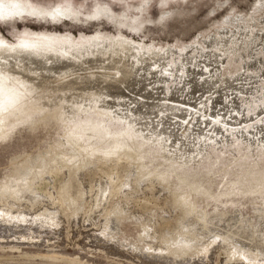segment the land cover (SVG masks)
I'll use <instances>...</instances> for the list:
<instances>
[{
    "label": "rangeland",
    "instance_id": "374dc122",
    "mask_svg": "<svg viewBox=\"0 0 264 264\" xmlns=\"http://www.w3.org/2000/svg\"><path fill=\"white\" fill-rule=\"evenodd\" d=\"M250 35L264 38V0H0V44L42 47L13 82L0 74V264H264L210 217L238 214L264 237V47Z\"/></svg>",
    "mask_w": 264,
    "mask_h": 264
},
{
    "label": "bare ground",
    "instance_id": "6f19581e",
    "mask_svg": "<svg viewBox=\"0 0 264 264\" xmlns=\"http://www.w3.org/2000/svg\"><path fill=\"white\" fill-rule=\"evenodd\" d=\"M15 6H16V8L19 7L18 4L15 5ZM21 9H23V7L19 8V10H21ZM24 9H25V12H26L27 9H26L25 7H24ZM58 12H59V14H60V11H58ZM11 13H12V12H11ZM28 13H29V12H28ZM30 13H32V12H30ZM48 16H49V15H48ZM58 16H59V15H58ZM62 16H63V15H62ZM62 16H61V17H62ZM236 33H237V32H236ZM242 34H243V33H242ZM242 34H240V35H242ZM252 34H253V33H252ZM238 36H239V35H238ZM253 36H254V35H253ZM257 36H258V35H257ZM232 37H233V35H232ZM240 37H242V36H239L238 38L240 39ZM244 37H248V36L245 35ZM251 37H252V36L250 35L249 39L247 40L248 42H246V43H251L252 47H254L253 45H258V46H263V47H264V41H263L264 38L262 39L263 34H262V37H261V35H260V38H259V39L255 38L256 36L253 37V38H251ZM230 38H231V36H230ZM234 38H235V36H234ZM105 39H106V38H105ZM244 39H246V38H244ZM218 40H219V39H218ZM220 40H221V39H220ZM220 40H219L218 42H220ZM227 40H228V39H227ZM258 40H260L261 42L257 43L256 41H258ZM225 41H226V40H225ZM233 41H234V40H232V42H233ZM236 41H237V40H236ZM236 41H234V43H236ZM238 41H239V43H242V42L245 41V40L240 39V40H238ZM238 41H237V43H238ZM240 41H241V42H240ZM2 42H4V41H2ZM2 42L0 41V43H2ZM101 43H102V42H100V41L92 42V40H90V42H89L88 44H90L89 46H92V47L94 46V47H95V46H97V45H99V44H101ZM111 43H112V44L116 43V44L119 45L120 48H122V49H123V45H124V47H126L125 49H127V48H132V49H134V51L136 50V52H137V50H139V49H138V45H137L136 43H134V42H132V41H129V40H126V39H124L123 37H121V38L119 37V39H114V40L111 41ZM220 43H221V42H220ZM224 43H225V42H224ZM224 43L222 42V44H224ZM234 43H233V45H235ZM21 44H26V43H25V42H22ZM21 44H20V45H21ZM105 44H106V43H104V45H105ZM239 45H241V44H239ZM243 45H244V44H243ZM248 45H249V44H248ZM35 46H38V45H35ZM105 46H106V45H105ZM105 46H104V49H106L107 47L110 48L109 44H108V46H107L106 48H105ZM235 46H236V45H235ZM38 47H39V48H37L36 50H29V49H27L26 47H20L19 45H15V44H14L13 47H12V46L9 47V46H5V45H1V44H0V74H10V76L12 77L11 80H12V82H13V80L16 79V77H17L16 75H17V74H18V75H21L20 73H22V72H20V73H16V72H17L16 67H15L16 72H15L14 70H13V71H14V72H13V71H12V68H13L14 66L19 67L20 64H21L22 62H24V61H28L29 63H33V62H34V64H35V60L37 59V60L39 61L38 58H41V57H42V55H41V53H40L42 47H40V46H38ZM114 47H115V46H114ZM114 47L111 46V50H112V48H114ZM141 47H142V46H141ZM237 47H238V44H237ZM252 47H251V48H252ZM263 47H262V48H263ZM43 48H44V47H43ZM90 48H91V47H90ZM96 48H98V47H96ZM99 48H101V47H99ZM99 48H98V49H99ZM117 48H118V46H117ZM66 49H67V48H66ZM98 49H97V50H98ZM102 49H103V47H102ZM104 49H103V50H104ZM103 50H102V51H103ZM120 50H121V49H120ZM120 50H119V51H120ZM107 51H108V49H107ZM107 51H106V52H107ZM112 51H113V50H112ZM112 51H111V52H112ZM117 51H118V50H117ZM117 51H116V52H117ZM122 51H126V50H122ZM127 51H128V50H127ZM130 51H133V50L130 49ZM130 51H129V52H130ZM150 51H151V50H150ZM71 52H72V51H71ZM100 52H101V49H100ZM129 52H125V53H129ZM251 52H252V51H251ZM55 53H59V52H58V51H55ZM97 53H98V52H97ZM97 53H95V54H97ZM113 53H114V52H113ZM118 53H119V52H118ZM121 53H122V52H121ZM125 53L123 52V55H124V56H126ZM130 53H131V52H130ZM133 53H134V55H137L135 52H133ZM140 53H141V52L139 51L138 54H140ZM195 53H196V52H195ZM249 53H250V52H249ZM254 53H255V52H254ZM71 54H72V53H71ZM93 54H94V53H93ZM93 54H92L91 56H93ZM110 54H112V53H110ZM115 54H117V53H115ZM143 54H144V53H143ZM163 54H164V53H163ZM73 55H75L74 52H73ZM98 55H99V54H98ZM108 55H109V54H108ZM117 55H118V54H117ZM120 55H121V54H120ZM141 55H142V53H141ZM141 55H140V56H141ZM253 55H254V54H253ZM95 56H96V55H95ZM111 56L113 57V55H110V57H111ZM115 56H116V55H115ZM115 56H114V57H115ZM138 56H139V55H138ZM140 56H139V57H140ZM142 56H144V55H142ZM148 56H149V55H148ZM156 56H157V55H156ZM156 56H155V57H156ZM107 57H108V56H107ZM121 57H122V56H121ZM121 57H119V58H121ZM126 57H127V56H126ZM150 57H151V55H150ZM251 57H252V55H251ZM57 58H58V57H57ZM93 58H94V57H93ZM95 58H96V57H95ZM119 58H116V59L118 60ZM122 58H124V57H122ZM142 58H143V57H142ZM147 58H148V57H147ZM43 59H44V58H43ZM52 59H53V58H52ZM98 59H100V58H98ZM110 59H111V58H110ZM113 59H114V58H113ZM125 59H126V58H125ZM128 59H129V58H128ZM149 59H150V58H149ZM158 59H159V58H158ZM41 60H42V59H41ZM61 60H63V59H61ZM61 60H57V61H55V62L59 63V61H61ZM64 60H65V59H64ZM64 60H63V61H64ZM66 60H67V58H66ZM90 60H91V59H90ZM93 60H94V59H93ZM93 60H92V62H93ZM100 60H101V59H100ZM103 60H104V59H103ZM139 60L141 61V57H140ZM143 60H144V58H143ZM185 60H186V59H185ZM69 61H70V59H69ZM72 61H73V60H72ZM94 61H95V60H94ZM111 61H112V59H111L110 61H108V62H111ZM121 61H122V59L120 60V62H121ZM132 61H133V60H131V62H132ZM134 61H135V60H134ZM140 61H139V62H140ZM152 61H153V59H152ZM67 62H68V61H67ZM67 62H66V63H67ZM87 62H89L88 59H87ZM87 62H86V63H87ZM99 62H100V61H99ZM102 62L104 63L105 61H102ZM108 62H106V63H108ZM112 62H113V61H112ZM112 62H111V63H112ZM114 62H117V61L115 60ZM114 62H113V64H116V63H114ZM118 62H119V61H118ZM123 62H124V61H123ZM126 62H127V61H125L124 63H126ZM136 62H137V60H136ZM136 62H135V64H136ZM254 62H255V61H254ZM25 63H26V62H25ZM36 63H37V62H36ZM38 63H39V62H38ZM66 63H64V64H66ZM72 63H73V62H72ZM89 63H91V62H89ZM96 63H97V62H96ZM121 63H122V62H121ZM129 63H130V62H129ZM186 63H187V62H186ZM206 63H207V62H206ZM87 64H88V63H87ZM210 64H211V63H210ZM218 64H219V63H218ZM252 64H253V63H251V65H252ZM21 65H22V64H21ZM25 65L30 67L31 64H30V65H27V63H26ZM25 65H24V66H25ZM56 65H57V67L59 68V66H60V65H63V63L61 64V62H60V65H59V66H58V64H56ZM70 65H71V64H69V67H70ZM73 65H74V64H73ZM99 65L101 66L102 64L99 63ZM103 65H104V64H103ZM105 65H107V64H105ZM121 65H122V64H121ZM130 65H131V64H130ZM145 65H146V64H145ZM178 65H179V64H178ZM184 65H185V64H184ZM255 65H256V63H255ZM32 66H33V64H32ZM36 66H37V65H36ZM39 66H40V65H39ZM63 66H65V65H63ZM63 66H62V67H63ZM89 66H91V65H88L87 68H88ZM109 66H110V65H109ZM116 66H119V64H117ZM123 66H124V65H123ZM128 66H129V65H128ZM133 66H134V65H133ZM135 66H136V65H135ZM138 66H139V65H138ZM140 66H141V65H140ZM143 66H144V65H143ZM143 66H141V67H143ZM185 66H186V65H185ZM214 66H215V65H214ZM22 67H23V66H22ZM22 67H21V68H22ZM73 67H74V66H73ZM73 67H72V68H73ZM76 67H77V66H76ZM94 67H96V65H95V66L93 65V68H94ZM106 67H107V66H106ZM106 67H105V68H106ZM120 67H122V66H120ZM129 67H130V66H129ZM129 67H128V68H129ZM145 67H146V66H145ZM145 67H143V68H145ZM253 67H254V66H253ZM31 68H32V67H31ZM41 68H42V67H41ZM55 68H56V67H55ZM65 68H66V67H65ZM81 68H82V67H81ZM81 68H80V69H81ZM99 68H100V67H99ZM111 68H112V66H111ZM124 68H125V67H124ZM143 68H141V69H143ZM147 68H148V67H147ZM176 68H177V67H176ZM255 68H256V67H255ZM19 69H20V68H19ZM23 69H24V68H23ZM26 69H29V68L26 67ZM35 69H36V68H35ZM37 69H39V68H37ZM61 69H62V68H60V70H61ZM74 69H75V68H74ZM84 69H86V68H82V70H84ZM103 69H104V66H103ZM106 69H107V68H106ZM119 69H120V68H119ZM119 69H118V70L114 69L115 72H116V73H115V72H114V73L118 75V76H116V77H118L117 79L114 78V77L111 78V75H109L110 77L108 76V78L114 79V80H113L114 85H115V82H114L115 79L117 80L118 84H120L121 82H122V83L124 82L123 80H127V81H128V80L131 78V74H132L131 72H126V71H125L126 69H124V71H120L121 69H120V70H119ZM130 69H133V70H134L135 68H134V67H131ZM130 69H129V70H130ZM209 69H210V68H209ZM24 70H25V69H24ZM29 70H30V69H29ZM39 70H40V69H39ZM63 70H64V69H63ZM70 70H71V67H70ZM104 70H105V69H104ZM107 70H110V69H107ZM114 70H113V71H114ZM136 70H137V68H136ZM138 70H139V69H138ZM150 70H151V69H150ZM163 70H166V69H163ZM206 70H207V69H206ZM18 71H19V70H18ZM34 71H35V70H34ZM65 71H66V69H65ZM65 71H63V72L65 73ZM67 71H68V70H67ZM113 71H112V72H113ZM130 71H131V70H130ZM139 71L141 72V70H139ZM148 71H149V68H148ZM28 72H29V71H28ZM55 72H56V71H55ZM58 72H60V71H58ZM70 72H71V71H70ZM70 72H69V73H70ZM106 72H108V71H106ZM109 72H110V71H109ZM134 72H135V70H134ZM134 72H133V73H134ZM143 72H144V70H143ZM143 72H142V73H143ZM146 72H147V70H146ZM146 72H144V74H145ZM149 72H150V71H149ZM159 72H160V71H159ZM166 72H167V71H166ZM172 72H173V71H172ZM30 73L32 74L33 72H29L27 75H29ZM49 73H50V72H49ZM61 73H62V71H61ZM97 73H99V72H97ZM114 73H113V74H114ZM142 73H141V74H142ZM156 73H157V72H156ZM56 74H58V73H56ZM56 74H55V75H56ZM59 74H60V73H59ZM62 74H63V73H62ZM67 74H68V72H67ZM87 74H88V73H87ZM87 74H86V76H88ZM89 74H90V73H89ZM92 74H93V73H92ZM104 74H105V73H104ZM104 74H103V75H104ZM108 74H109V73H108ZM111 74H112V73H111ZM137 74H140V73L138 72ZM137 74H136V75H137ZM159 74H161V73H159ZM188 74H189V73H188ZM263 74H264V73H263ZM25 75H26V74H25ZM35 75H36V74H35ZM35 75H34V77H35ZM53 75H54V74H53ZM95 75H96V74H95ZM119 75H120V76H119ZM132 75H133V74H132ZM136 75H135V76L133 75L134 78L136 77ZM142 75H143V74H142ZM161 75H163V74H161ZM186 75H187V74H186ZM22 76H23V74H22ZM32 76H33V74H32ZM32 76L30 77V80H31ZM36 76H38V74H37ZM65 76H66V75H65ZM75 76H76V75H75ZM77 76H78V75H77ZM80 76H82V75H79L78 77H80ZM86 76H85V74H84L83 77H85V79H86ZM89 76L91 77L92 75L90 74ZM89 76H88V77H89ZM133 76H132V77H133ZM139 76H140V75H139ZM144 76H145V75H144ZM147 76H148V75H147ZM152 76H154V74H153ZM157 76H158V75H157ZM157 76H155V77H157ZM163 76H164L165 79H167L168 74L165 73V75H163ZM163 76H162V77L159 76V77L163 78ZM198 76H199V75H198ZM39 77H40V76H39ZM53 77L55 78L56 76H53ZM60 77H61V76H60ZM62 77H63V76H62ZM88 77H87V78H88ZM92 77H94V76H92ZM141 77H142V76H141ZM185 77H186V76H185ZM19 78H20L22 81H24V83H27L31 88L36 89L35 87H37L38 85H40L39 87L42 86V85H41L42 83H40L41 81H40V82L38 81L40 84H31V83H29L30 80H29V81L26 80V79H27V76H26V79H24L25 76H23V77L19 76ZM57 78L59 79V76H57ZM71 78H72V76H71ZM76 78H77V77H76ZM105 78H106V77H105ZM105 78H104V79H105ZM136 78H137V77H136ZM136 78H135V80H136ZM138 78H140V77H138ZM148 78H149V77H148ZM38 79H39V78H38ZM55 79H56V78H55ZM68 79H69V78H68ZM72 79H73V78H72ZM80 79H82V78H80ZM88 79H89V78H88ZM92 79H93V78H92ZM140 79H141V78H140ZM150 79H151V78H150ZM152 79H153V78H152ZM155 79H156V78H155ZM159 79H160V78H159ZM159 79H158V80H159ZM39 80H40V79H39ZM69 80H70V79H69ZM75 80H76V79H75ZM90 80H91V79H90ZM99 80H100V79H99ZM132 80H133V79H132ZM142 80H143V79H141V81H142ZM146 80H147V79H145V81H146ZM148 80H149V79H148ZM153 80H154V79H153ZM183 80H184V79H183ZM197 80H198V79H197ZM36 81H37V79H36ZM65 81H66V79H65ZM79 81H80V80H79ZM84 81H85V80H84ZM86 81H87V79H86ZM86 81H85V82H86ZM95 81H97V80H95ZM106 81H109V79L106 80ZM106 81H105V82H106ZM127 81H125V82L127 83ZM136 81H138V80H136ZM136 81H135V82H136ZM141 81H140V82H141ZM163 81L165 82L166 80H163ZM185 81H186V80H185ZM31 82H32V80H31ZM66 82H67V81H66ZM70 82H71V81H70ZM77 82H78V81H77ZM77 82H76V83H77ZM80 82H81V81H80ZM87 82H88V81H87ZM87 82L85 83L84 86H86ZM89 82H90V81H89ZM89 82H88V83H89ZM92 82H93V81L91 80L90 83H92ZM97 82H98V81H97ZM125 82H124V84H125ZM150 82H151V81H150ZM152 82H153V81H152ZM32 83H33V82H32ZM35 83H36V82H35ZM53 83H54V82H53ZM67 83H68V82H67ZM71 83H74L73 86L76 85L75 82H73V81H72ZM83 83H84V82H83ZM101 83H102V82H100V83L98 82V84H101ZM106 83H107V82H106ZM122 83H121V84H122ZM128 83H130V81H129ZM147 83H148V82H147ZM161 83H162V82H161ZM187 83H188V82H187ZM196 83H197V82H196ZM224 83H225V82H224ZM62 84H63V83H62ZM65 84H66V83H65ZM93 84H94V83H93ZM110 84H112V83L110 82ZM110 84H109V85H110ZM130 84L132 85V87L129 88V89H132L134 83L132 84V82H131ZM135 84H136V83H135ZM139 84H141V83H139ZM143 84H144V83H143ZM149 84H150V83H149ZM149 84H148V86H149ZM153 84H154V83H153ZM155 84H156V83H155ZM157 84H158V83H157ZM157 84H156V85H157ZM159 84H160V83H159ZM188 84H189V83H188ZM36 85H37V86H36ZM59 85H61V84H59ZM63 85H64V84H63ZM68 85H69V84H68ZM68 85H67V86H68ZM71 85H72V84H71ZM77 85L80 86V85H79V82H78ZM77 85H76V86H77ZM81 85H83V84L81 83ZM95 85H97V83H96ZM95 85H94V86H95ZM102 85H104V82H103ZM106 85H108V83H107ZM131 85H130V86H131ZM146 85H147V84H146ZM156 85H152V86H156ZM160 85H161V84H160ZM160 85H159V86H160ZM177 85H178V84H177ZM186 85H187V84H186ZM76 86H75V87H76ZM84 86H83V87H84ZM88 86H89V84H88ZM115 86H117V89H118L119 91H123V90L125 91V90L127 89V88H126V89H122V90H120L121 88L119 89V86H118V85H115ZM126 86H129V84L126 85ZM137 86H138V85H135L134 88L136 87V89H137ZM143 86H145V85H143ZM143 86H142V87H143ZM150 86H151V85H150ZM163 86H164V85H163ZM163 86H161V87H163ZM54 87H55V85H54ZM56 87H58V85H56ZM56 87H55V88L52 87V88H53V91H51L50 97H51V95L53 96V95L56 94L55 92H57V90L54 92V90L56 89ZM61 87H62V85H61ZM65 87H66V85H65ZM65 87H64V88H65ZM69 87H70V90H71L72 87H71V86H69ZM69 87H68V88H69ZM103 87L106 88V86H103ZM111 87H112V86H111ZM121 87L124 88L123 86H121ZM139 87H140V86H139ZM139 87H138V88H139ZM146 87H147V86H145V88H146ZM76 88H77V87H76ZM79 88H80V87H79ZM79 88H78V89H79ZM86 88H87V86H86ZM88 88L90 89V86H89ZM91 88H94V89H95V90H91V89H90L91 92H92V91H93V92L95 91V93H96V89H98V86H97V88L91 86ZM100 88H101V86H100ZM107 88H110V87L107 86ZM107 88H106V89H107ZM112 88H113V87H112ZM156 88H157V87H156ZM40 89H42V87H41ZM58 89H59V88H58ZM60 89L62 90V88H60ZM72 89H73V88H72ZM78 89H77L76 92H78ZM84 89H85V87H84ZM84 89H83V90H84ZM106 89H105V90H106ZM117 89H116V90H117ZM129 89H128V90H129ZM148 89H149V88H148ZM176 89H177V88H176ZM50 90H51V89H50ZM65 90H66V88H65ZM67 90H68V89H67ZM70 90H68L67 92H69ZM75 90H76V89H75ZM81 90H82V89H81ZM83 90H82V91H83ZM87 90H88V89H87ZM90 90H89V91H90ZM99 90H100V89H99ZM99 90H97V93H98V94H99V92L101 91V90H100V91H99ZM103 90H104V88H103ZM112 90H113V89H112ZM137 90H138V89H137ZM137 90H136V91H137ZM139 90H140V89H139ZM144 90H145V89H144ZM150 90H151V88H150ZM156 90H157V89H156ZM159 90H160V89H159ZM62 91H63V90H62ZM62 91H60V92H62ZM85 91H86V90H85ZM85 91H83V94L85 93ZM106 91H107V90H106ZM106 91H105V93H107ZM113 91H114V90H113ZM52 92H54L55 94H53ZM58 92H59V90H58ZM60 92H59V93H60ZM87 92H88V91H87ZM87 92H86V93H87ZM114 92H115V91H114ZM127 92H128V91H127ZM139 92H142V91H139ZM143 92H144V91H143ZM145 92H146V91H145ZM63 93H64V91H63ZM71 93H74V92H71ZM79 93H81L80 90H79ZM97 93H96L95 95H97ZM101 93H102V91H101ZM115 93H118V91L115 92ZM121 93H122V92H121ZM154 93H155V92H154ZM36 94H38V93H36ZM60 94H61V93H60ZM91 94H92V93H91ZM91 94H87V95L89 96V95H91ZM109 94H111V93H109ZM109 94H107V96H108ZM112 94H113V93H112ZM125 94H126V93H125ZM125 94H124V95H125ZM137 94H138V93H137ZM182 94H183V93H182ZM57 95H58V93H57ZM61 95H62V94H61ZM64 95H65V94H64ZM64 95H63V97H64ZM69 95H70V94H69ZM69 95L66 93V96H69ZM73 95H74V94H73ZM78 95L80 96L81 94H78ZM78 95H77V96H78ZM92 95H93V94H92ZM95 95H94V96H95ZM183 95H184V94H183ZM247 95H248V94H247ZM41 96H42V95H38V97L40 98V100H41V98L43 97V96H42V97H41ZM102 96H105V95L102 94ZM102 96H100V97L103 98ZM111 96L113 97V95H110V97H111ZM115 96H116V95H115ZM115 96H114V98H115ZM118 96H119V97H118ZM121 96H122V95H121ZM132 96H133V95H132ZM63 97H61V98H63ZM70 97L73 99L75 96L73 97V96L70 95ZM70 97H69V98H70ZM84 97H86V96L84 95ZM91 97H92V96H90V98H91ZM97 97H98V96H97ZM117 97H118V99L120 98V92H119V95H117ZM171 97H172V96H171ZM35 98H37V96H36ZM55 98H57V97H55ZM55 98H53V99H55ZM58 98H59V96H58ZM61 98H60V99H61ZM71 98H70V99H71ZM81 98L83 99L82 101H85V100H84L85 98H83V95H82ZM81 98H80L79 102H81ZM107 98H108V97H107ZM114 98H113V99H114ZM122 98H123V97H121L120 99H122ZM124 98H125V97H124ZM50 99H51V98H50ZM63 99H65V98H63ZM63 99H62V101H63ZM76 99H77V98H76ZM78 99H79V98H78ZM88 99H89V97H88ZM92 99H93V98H91V100H92ZM94 99H95V98H94ZM104 99H106V98L104 97ZM120 99H119V100H120ZM154 99H155V98H154ZM44 100H45V99H44ZM74 100H75V98H74ZM74 100H73V101H74ZM106 100H108V99H106ZM109 100H111V98H110ZM114 100H116V99H114ZM114 100H112V101H114ZM122 100H123V99H122ZM122 100H121V101H122ZM175 100H176V99H175ZM53 101H54V100H53ZM56 101H57V100H55V102H56ZM58 101H59V99H58ZM58 101H57V102H58ZM92 101H93V100H92ZM92 101H90V102H89V101H86L85 103H86V105L88 104L87 102H89V103L91 104ZM95 101H96V99H95ZM98 101H100V99L98 100V98H97V103H98ZM121 101H120V102H121ZM45 102H47V103L49 102V103H50L51 101L48 100V101H45ZM64 102H65V100H64ZM67 102H69V101H67ZM75 102H76V101H75ZM108 102H111V101H107V104H108ZM120 102L117 101L116 103L119 104ZM133 102H134V101H133ZM201 102H202V101H201ZM53 103H54V102H53ZM60 103H61V102H59V104H60ZM62 103H63V102H62ZM70 103H71V105H72L73 102H70ZM70 103H69V105H70ZM76 103H77V102H76ZM92 103H94V102H92ZM102 103H104V101H103ZM149 103H150V102H149ZM51 104H52V103H51ZM54 104H55V103H54ZM54 104H53V105H54ZM59 104H55L54 106H57V105H59ZM66 104H67V103H66ZM79 104H80V103H77V106H76L75 110H76V109H77V110H78V109H82V108L84 109V107H86V105H85V106L83 105V107H81L82 105H79ZM98 104H101V102H99ZM98 104H97V107H98ZM104 104H106V103H104ZM112 104H113V103H112ZM114 104H115V102H114ZM150 104H151V103H150ZM64 105H65V104H64ZM71 105H70V107H71ZM88 105H89V104H88ZM88 105H87V106H88ZM95 105H96V104H95ZM95 105H90V107L88 106V108H92V107H94ZM183 105H184V104H183ZM196 105H197V104H196ZM65 106H67V105H65ZM74 106H75V105L73 104V107H74ZM101 106H103V105L101 104ZM104 106H106V108H107V105H104ZM108 106H109V105H108ZM221 106H222V105H221ZM62 107H63V105H62ZM70 107L68 106L67 108L69 109ZM63 108H64V107H63ZM86 108H87V107H86ZM98 108L101 109V110H103V111H107V110H108V108H107V110H106V109H104V108H102V107H100V106H99ZM192 108H193V107H192ZM201 108H202V107H201ZM61 109H62V108H61ZM72 109H73V108H72ZM150 109H151V108H150ZM158 109H159V108H158ZM187 109H188V108H187ZM198 109H199V108H198ZM63 110H64V111H65V110L67 111L66 108L63 109ZM75 110H74V111L72 110L73 113L75 112ZM123 110H124V109H123ZM126 110H127V109H126ZM191 110H192V109H191ZM203 110H204V109H203ZM68 111H70V110H68ZM86 111H87V110H86ZM86 111H85V112H86ZM146 111H147V110H146ZM173 111H174V110H173ZM194 111H195V110H194ZM70 112H71V111H70ZM87 112H88V111H87ZM188 112H189V111H188ZM195 112H196V111H195ZM235 112H236V111H235ZM63 113H64V112H62V115H63ZM68 113H69V112H68ZM71 113H72V112H71ZM73 113H72V114H73ZM159 113H160V112H159ZM159 113H158V114H159ZM176 113H177V111H176ZM191 113H192V112H191ZM231 113H232V112H231ZM69 114H70V113H69ZM72 114H71V115H72ZM75 114H76V113H75ZM139 114H140V113H139ZM163 114H164V113H163ZM214 114H215V113H214ZM238 114H239V113H238ZM64 115H65V113H64ZM73 115H74V114H73ZM130 115H131V114H130ZM187 115H188V113H187ZM216 115H217V114H216ZM118 116H119V115H118ZM156 116H157V115H156ZM229 116H230V115H229ZM231 116H232V115H231ZM65 117H66V116H65ZM70 117H73V116H70ZM140 117H141V116H140ZM161 117H162V116H161ZM250 117H251V116H250ZM128 118H129V117H128ZM133 118H134V117H133ZM136 118H137V117H136ZM119 119H120V118H119ZM122 119H123V118H122ZM141 119H142V118H141ZM141 119H140V120H141ZM179 119H180V118H179ZM227 119H228V118H227ZM132 120H133V119H132ZM146 120H147V119H146ZM184 120H185V119H184ZM213 120H214V119H213ZM213 120H212V121H213ZM222 121H223V120H222ZM226 121H227V120H226ZM205 122H206V121H205ZM209 122H210V121H209ZM209 122H208V124H209ZM148 123H149V122H148ZM152 123H153V122H152ZM223 123H224V122H223ZM150 124H151V123H150ZM230 124H233V123H230ZM198 125H199V124H198ZM200 125H201V124H200ZM173 126H174V125H173ZM167 127H168V126H167ZM180 127H182V126H180ZM199 127H200V126H199ZM220 127H221V126H220ZM227 127H228V126H227ZM150 128H151V127H150ZM187 129H188V128H187ZM258 129H259V128H258ZM148 130H149V129H148ZM206 130H207V129H206ZM168 132H169V131H168ZM208 132H209V131H208ZM145 135H146V134H145ZM158 135H159V134H158ZM202 135H203V134H202ZM258 135H259V134H258ZM174 136H175V135H174ZM197 137H198V136H197ZM171 138H172V137H171ZM255 138H256V137H255ZM217 140H218V139H217ZM179 141H180V140H179ZM192 141H193V140H192ZM199 141H200V140H199ZM260 141H261V140H260ZM204 142H205V141H204ZM171 143H172V142H171ZM192 143H193V142H192ZM214 143H215V142H214ZM261 143H262V142H261ZM188 145H189V144H188ZM202 145H203V144H202ZM202 145H201V146H202ZM180 146H181V145H180ZM215 146H216V145H215ZM189 147H190V146H189ZM193 147H194V146H193ZM195 148H196V147H195ZM195 148H194V149H195ZM197 148H198V147H197ZM180 150H181V149H180ZM198 151H199V150H198ZM186 152H187V151H186ZM184 154H185V153H184ZM195 154H196V153H195ZM199 154H200V153H199ZM31 156H32V155H31ZM40 156H41V155H40ZM36 157H37V156H35V158L32 157V159H33V158H34V159H33V160H29V161L27 160V162H28V163H33V162L36 161L38 158H40V157H37V158H36ZM29 159H30V158H29ZM21 169H22V168H21ZM19 171H20V169H19ZM26 171H27V168H23V170L20 171V172H21V173H22V172H25V173H26ZM25 179H26V178H25ZM162 179H163V178H162ZM23 180H24V179H23ZM21 184H24V183H21ZM26 184H27V183H26ZM26 184H25V185H26ZM23 186H24V185H23ZM1 188H2V187H1ZM2 189H3V188H2ZM2 189H1V190H2ZM9 189H11V188H9ZM3 190H4V189H3ZM3 190H2V191H3ZM4 191H5V190H4ZM9 192H10V191H9ZM0 193H1V192H0ZM189 206H190V205H189ZM188 208H189V207H188ZM190 208H192V207H190ZM188 211H190V210H188ZM192 211H193V210H192ZM238 212H239V211H238ZM263 212H264V211H263ZM260 214H261V212L259 213V216H261V217L259 218L260 220H259V222H258V225H259L258 228H259V227L264 228V227H262V226H264V214H261V215H260ZM211 215H212V216H210V217H212V219L214 220V222L217 223V224L219 223V224H218L219 227H220L221 229H224L223 232H222L223 235L226 234V233H228V232L232 235V236H231V237H232L231 241H232V243H235L234 246L231 248L232 251H233V253H235V254H240L242 251H245V250L247 251V250L249 249V250H251L253 253H259L260 256L264 259V237H260L261 239H259V236H257L256 234L253 235V234H254V230L256 229V227H255V229H253V228H254V224L251 225V227H249L246 223L243 222L244 220H242V219L240 220V217H241V216H239L238 214H237V215L239 216V219H238L237 217H235L236 214H234V216L231 215V216L235 217V219H234V218H232L231 216H226L224 213H223V214H219L218 211L215 212V213H212ZM213 215H217V216H216V217H213ZM237 215H236V216H237ZM208 217H209V216H208ZM217 217H218V218H217ZM236 218H237V219H236ZM202 219H203V218H202ZM220 221H222V222L220 223ZM246 222H247V221H246ZM251 223H252V222H251ZM223 224H224V225H223ZM248 224H249V223H248ZM261 224H263V225L261 226ZM248 227H249V228H248ZM260 230H263V229H260ZM256 231H258V230H256ZM255 233H256V232H255ZM258 233H259V232H258ZM233 235H235L236 237H233ZM249 237H250V239H249ZM238 238H240V240H239ZM241 239H242V240H241ZM233 240H234V241H233ZM244 241L247 242V245L244 244ZM252 241H253L254 243H253ZM255 241H256V242H255ZM192 242H193V240H190L189 242H184L183 240H181V241L178 240V242L176 243V246H178V247H180V246H187V245H189V244L192 243ZM246 242H245V243H246ZM240 249H243V250H240Z\"/></svg>",
    "mask_w": 264,
    "mask_h": 264
},
{
    "label": "snow or ice",
    "instance_id": "6c2138e0",
    "mask_svg": "<svg viewBox=\"0 0 264 264\" xmlns=\"http://www.w3.org/2000/svg\"><path fill=\"white\" fill-rule=\"evenodd\" d=\"M45 15H47V14L45 13ZM56 15H59V12H57ZM19 46H20V47H28L27 44H21V45H19ZM114 151H115V150L108 151V152L105 153V155H106V156H111V155L114 154Z\"/></svg>",
    "mask_w": 264,
    "mask_h": 264
}]
</instances>
